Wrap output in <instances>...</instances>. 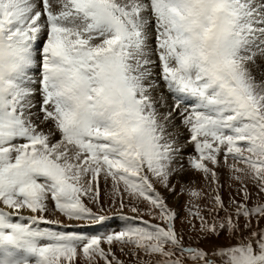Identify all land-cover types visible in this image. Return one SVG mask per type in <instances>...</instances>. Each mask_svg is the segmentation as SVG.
<instances>
[{"label":"snow or ice","instance_id":"snow-or-ice-1","mask_svg":"<svg viewBox=\"0 0 264 264\" xmlns=\"http://www.w3.org/2000/svg\"><path fill=\"white\" fill-rule=\"evenodd\" d=\"M262 221L264 0H0V264H264Z\"/></svg>","mask_w":264,"mask_h":264},{"label":"rangeland","instance_id":"rangeland-1","mask_svg":"<svg viewBox=\"0 0 264 264\" xmlns=\"http://www.w3.org/2000/svg\"><path fill=\"white\" fill-rule=\"evenodd\" d=\"M184 135L186 136L187 133L185 132ZM191 152H192L191 147L186 148V153H191ZM220 172H221L220 180H221V183L224 184V195H225V198L227 199L228 183H229L228 173L226 169H221ZM187 179L192 182L189 186L195 187L197 189L206 190L205 181L199 173H196L194 171H189ZM187 200H188V197L186 195H180L178 200L175 197H169V205L180 213L181 218L185 214V204ZM123 223H124L123 220L116 218V219H112L108 221L107 223H105L106 225L109 226L108 228L105 225H102L100 227H93V228H83L77 225L69 229L54 228V230L74 231L80 234H93V233L102 234L106 231H112V230L117 229L118 227H121ZM179 224H180V220H177V226H179ZM261 226L264 227V221L261 222ZM221 242L223 243V241Z\"/></svg>","mask_w":264,"mask_h":264},{"label":"bare ground","instance_id":"bare-ground-1","mask_svg":"<svg viewBox=\"0 0 264 264\" xmlns=\"http://www.w3.org/2000/svg\"><path fill=\"white\" fill-rule=\"evenodd\" d=\"M190 175H191V173H190ZM78 229V228H77Z\"/></svg>","mask_w":264,"mask_h":264}]
</instances>
